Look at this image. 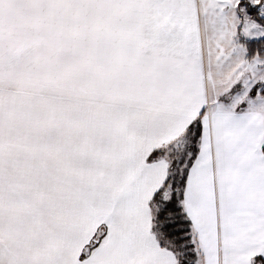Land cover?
Segmentation results:
<instances>
[{
	"label": "snow or ice",
	"instance_id": "1",
	"mask_svg": "<svg viewBox=\"0 0 264 264\" xmlns=\"http://www.w3.org/2000/svg\"><path fill=\"white\" fill-rule=\"evenodd\" d=\"M0 264H264V0H0Z\"/></svg>",
	"mask_w": 264,
	"mask_h": 264
}]
</instances>
